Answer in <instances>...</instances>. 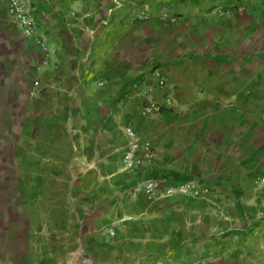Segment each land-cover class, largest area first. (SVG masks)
<instances>
[{"label": "crops", "instance_id": "1", "mask_svg": "<svg viewBox=\"0 0 264 264\" xmlns=\"http://www.w3.org/2000/svg\"><path fill=\"white\" fill-rule=\"evenodd\" d=\"M9 1L0 121L26 174L0 151V264H264V0H22L33 37ZM126 127L152 164L124 165ZM154 178L210 192L152 199Z\"/></svg>", "mask_w": 264, "mask_h": 264}, {"label": "built area", "instance_id": "2", "mask_svg": "<svg viewBox=\"0 0 264 264\" xmlns=\"http://www.w3.org/2000/svg\"><path fill=\"white\" fill-rule=\"evenodd\" d=\"M8 15L20 26L26 37H33L35 35L36 23L34 17L22 0L9 1ZM141 17L148 18V15L146 12H142ZM162 19L172 22L177 21V18H170L168 14H164ZM40 44L47 48L44 41H41ZM39 84V81L35 82V87L31 92L32 96H37ZM161 84H165L164 79L161 80ZM145 99L146 101L143 108L144 115L150 116L163 111L164 106L154 100L150 90L146 93ZM168 104H172L171 100H168ZM126 132L131 141L128 148L124 151V165L129 169H133L139 166L152 164L155 155L151 144L147 142L143 143L132 127H126ZM257 182L258 185L264 186V176L258 178ZM143 191L152 199H164L172 196L201 198L210 192L209 188L204 187L197 179L183 182H168L160 178L148 179L144 183Z\"/></svg>", "mask_w": 264, "mask_h": 264}, {"label": "rangeland", "instance_id": "3", "mask_svg": "<svg viewBox=\"0 0 264 264\" xmlns=\"http://www.w3.org/2000/svg\"><path fill=\"white\" fill-rule=\"evenodd\" d=\"M5 126L6 125L4 124V122L0 121V128H3L0 129V151L3 152V154L1 153V155L4 158L3 159L4 167L1 169V175L3 178H14L17 176L19 178H22L23 176H25L26 170L23 168H15V167L12 168V164H16V163H12L14 161L16 154L11 153L10 151L14 146H11L10 144L12 138L9 135H7L8 131ZM10 159L13 161H10ZM10 186L13 188H18L20 194L24 192L26 187L24 185L17 186L15 184L13 185L4 184V189L10 188Z\"/></svg>", "mask_w": 264, "mask_h": 264}]
</instances>
